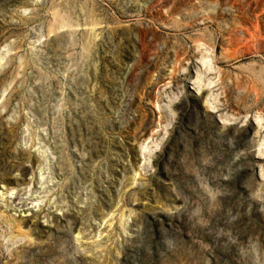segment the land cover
<instances>
[{
	"label": "rangeland",
	"instance_id": "rangeland-1",
	"mask_svg": "<svg viewBox=\"0 0 264 264\" xmlns=\"http://www.w3.org/2000/svg\"><path fill=\"white\" fill-rule=\"evenodd\" d=\"M0 264H264V0H0Z\"/></svg>",
	"mask_w": 264,
	"mask_h": 264
},
{
	"label": "bare ground",
	"instance_id": "bare-ground-1",
	"mask_svg": "<svg viewBox=\"0 0 264 264\" xmlns=\"http://www.w3.org/2000/svg\"><path fill=\"white\" fill-rule=\"evenodd\" d=\"M200 63L204 69H208L211 63V58L209 56H202L200 59ZM200 81L202 80L200 79Z\"/></svg>",
	"mask_w": 264,
	"mask_h": 264
},
{
	"label": "water",
	"instance_id": "water-1",
	"mask_svg": "<svg viewBox=\"0 0 264 264\" xmlns=\"http://www.w3.org/2000/svg\"><path fill=\"white\" fill-rule=\"evenodd\" d=\"M39 104L43 105L44 108H46V101H43L41 98H39ZM35 116H37L39 119L43 117V113L40 112V110L35 109L34 111ZM109 178V177H108Z\"/></svg>",
	"mask_w": 264,
	"mask_h": 264
}]
</instances>
